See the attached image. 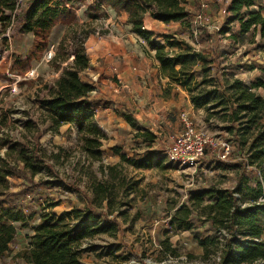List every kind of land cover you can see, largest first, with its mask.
Returning <instances> with one entry per match:
<instances>
[{
	"label": "rangeland",
	"instance_id": "obj_1",
	"mask_svg": "<svg viewBox=\"0 0 264 264\" xmlns=\"http://www.w3.org/2000/svg\"><path fill=\"white\" fill-rule=\"evenodd\" d=\"M59 1L66 4V0ZM93 1L73 0L66 5L73 8L78 23L87 22L90 28L94 29L92 36L94 40H99L105 37L109 29L104 27L102 18H95L99 17L98 12L89 9ZM213 1H216L217 8L210 9L209 21H200L192 17L187 23L179 22V25H158L156 32L158 36L160 34L159 40L166 46L161 35H166L165 33L175 35L174 39L187 42L195 50L203 51L210 58L216 56V63L208 64L209 77L218 76L221 80L237 78L248 86L259 79L264 80L262 72L264 36L260 35V28L253 27L241 35L238 23L236 21L230 23L228 20L230 15L226 11V6L229 0H211ZM258 8L259 5H255L251 9ZM100 15L106 16L104 10ZM112 21L115 27L118 25L124 36L133 34L138 37L132 31L131 25L120 15L118 18L115 15ZM19 26L20 21L16 20L2 34L7 39V45L1 47L0 53V141L22 139L26 120L35 121L39 116L37 96L42 98L46 93L45 87L52 86L59 75V71L49 64L51 58L48 59L47 54L55 52L65 25L58 23L54 26L48 36L46 50L39 59L30 61L29 68L24 69V73L23 70L18 71V68H22L18 63L12 66V62L15 57L22 61L27 56L33 35L21 34L18 32ZM222 29L228 31L222 33ZM142 45L146 50L143 53L148 55L154 53L143 41ZM166 49L171 50L167 46ZM110 55L117 58L118 53L110 52ZM97 61L93 57L89 67L80 73V77L96 86L95 92L90 95L94 104L101 102L103 105H110L108 101H111L115 93L109 90L108 82L114 81L111 77L113 74L109 72L110 76L108 74L105 76L98 73ZM195 70V76L199 81L202 77L201 64ZM168 82V78L167 82L158 80V85H155L156 90L151 94L152 100L147 105L146 112L150 113L149 117L142 115V118L136 119L133 111L130 112L123 107L120 109L129 112L127 116L135 119L140 131L153 133L154 141L145 142L142 138H135L137 127L133 128L134 132L131 128L121 129L120 123L111 117L118 115V112L110 108L108 113L112 128L106 131L101 128L107 136L100 147V161H92L84 154L77 134L70 124L61 126L59 132L53 135L46 130V124L37 122V127L41 131L39 138L41 147L48 153L58 152L61 156L59 159H45L46 163L52 165V170L42 168L41 173L36 175L33 181L40 178L56 181L57 184L62 181L67 190L42 188L40 194L36 193L33 196L28 194L25 198L13 202L12 207L20 208L26 216L27 225L14 223L16 238L0 258V264H27L16 257V253L29 243V237L33 234L32 227L39 221L40 205L44 207L46 205L45 199H50L56 206L48 210L45 208L43 211L56 216L69 213L72 208L84 209L91 198L88 178L90 176H95L97 180L108 179L116 185L114 210L103 202L102 208L94 214L98 215L101 210L108 214L112 213L108 217L115 216L119 225L118 230L112 233H100L84 239L77 249L80 264H137L138 260H142L144 264L217 263L225 229L219 224H215V227L212 225L207 205L214 201L207 191L226 190L236 185L235 177L239 170L226 164L239 160L244 152L237 150L232 144L229 160H226L220 156L222 150L217 146L214 150L207 149L205 152L207 154L204 153L195 168H180L169 163L165 151L172 143L173 137L183 127L181 115L191 119L195 127L204 131L213 142L232 139V136L227 128L228 122L221 119L220 115L207 118L206 110L194 108L187 92L181 86L171 84L169 87ZM255 93L263 97L264 87L256 89ZM103 114H105L103 111H98L95 116L97 123ZM114 146H119L121 153L128 159L139 160L152 156L151 167L137 168L132 164L120 162L119 156L112 151ZM5 149L6 147L0 146V157L3 156ZM100 165L117 166L116 171L120 174L116 179H110L106 176V170L104 174L100 172ZM18 167L21 168V164ZM8 183L9 198H14L15 194L28 184L19 170H16L14 177L8 179ZM252 187V182L241 181L242 193L247 196H251L248 195L247 189ZM185 210L189 211L186 217L182 215V211ZM204 240H208L212 251L208 258L203 256V247L200 245V241ZM261 240L264 241V233ZM164 242H167L174 252L166 251L162 244Z\"/></svg>",
	"mask_w": 264,
	"mask_h": 264
},
{
	"label": "trees",
	"instance_id": "obj_2",
	"mask_svg": "<svg viewBox=\"0 0 264 264\" xmlns=\"http://www.w3.org/2000/svg\"><path fill=\"white\" fill-rule=\"evenodd\" d=\"M83 1V0H79ZM97 5L112 9L116 14L127 13V22L138 37L154 51L158 61L160 75L168 78V86L179 85L187 92L194 108H204L207 118L220 115L228 122V131L237 150L244 152L239 160L226 164L239 170L235 177L236 185L226 190H208L207 194L213 203L207 205L212 225L225 229L223 244L216 264H264V96L255 90L264 87V80H257L250 86L240 79L221 80L216 76L209 77L208 64L216 63V56L210 58L206 53L195 50L185 41H178L171 35H163L166 46L153 39V34L143 26V19L148 14L152 19L163 22H186L192 17L200 21H209L210 9L217 8L216 1L211 0H96ZM73 0H66V4ZM59 0H0V53L1 47L7 45V39L2 36L7 27L16 20L20 21L18 32L33 35L32 45L27 56L22 60L14 58L12 66L18 63L24 73L29 68L31 60L39 59L48 45V36L58 23L65 25L64 33L57 43L49 64L53 65L59 75L50 87H45L42 98L37 96L39 116L35 121L26 120L25 133L20 140L0 141L1 147H6L0 157V258L8 251L9 245L16 238L14 223L27 225L26 216L20 208L12 204L15 200L25 198V195L40 194L42 188L66 191L62 181H47L33 178L41 173L42 168L52 170V165L45 162L47 158L59 159L60 153H48L41 147L39 138L41 131L37 127L40 121L46 124V130L57 134L59 128L70 124L74 128L80 148L92 161H100V147L106 135L95 121L93 102L90 95L96 86L81 79L80 73L90 65L86 53L85 42L94 29L85 23H78L73 8ZM259 5L257 10L251 9ZM264 0H229L226 11L229 22L238 23L239 33H247L253 27L260 28L264 36ZM90 6L89 9L98 12ZM99 11L97 14L101 18ZM106 14V13H105ZM94 16V15H93ZM205 18V19H204ZM191 24L189 23V27ZM222 29L221 32H227ZM64 64V65H62ZM201 64L202 77L198 81L195 68ZM217 70V67H215ZM263 76H264V70ZM218 109L217 111H213ZM127 123L132 128H138L135 138L145 142H153L155 135L149 131H140L135 120L126 116ZM7 138V137H6ZM61 152V149H59ZM118 155L120 162H126L137 168H150L152 156L139 160L128 159L120 151L119 146L112 149ZM206 152V151H205ZM207 154V153H205ZM12 162V164H11ZM21 164V168L18 165ZM117 166H99V170L110 179H116L119 172ZM16 170L28 184L9 198L8 179L14 177ZM86 173V170H85ZM84 173V174H85ZM90 179L89 190L91 198L84 209L72 208L69 213L56 216L51 212L56 203L45 199L46 205H40V217L32 227L33 234L29 243L16 253V257L27 264H80L78 247L84 239H89L100 233H112L118 230L115 216L109 218L105 211L94 212L102 208L103 202L114 210L113 200L117 194L116 185L108 179ZM241 181L252 182L253 187L248 195L242 193ZM57 184V185H56ZM260 197L262 200H260ZM9 201L10 203H5ZM188 210L182 211L184 217ZM164 249L174 252L167 242L162 243ZM203 256L208 258L212 252L208 240L200 241ZM137 264H144L138 260Z\"/></svg>",
	"mask_w": 264,
	"mask_h": 264
},
{
	"label": "crops",
	"instance_id": "obj_3",
	"mask_svg": "<svg viewBox=\"0 0 264 264\" xmlns=\"http://www.w3.org/2000/svg\"><path fill=\"white\" fill-rule=\"evenodd\" d=\"M94 1L91 3L92 9L96 8L98 12L104 10L106 13L105 17H101V20L104 27L109 29V32L105 34L104 38H100L99 40H94V37L90 34L85 42L86 53L90 58V63L93 57L98 60V73L109 75L110 72L113 74L111 77L114 81H109L108 83L110 86L109 90L115 94H113V97L110 99L111 101L107 100L110 102L111 106L106 104L103 105L101 102L99 104L93 103V112L95 116L98 114L99 110L105 113L102 117L98 116L100 121L97 123L104 131L112 128L110 126V115L108 113L110 108L118 112V115L111 117L120 123L119 126L121 129L125 130L131 128L133 131V128L126 121V116L129 112L125 110L121 111L120 109L123 107L129 109L130 112L133 111L136 119L142 118V115L149 117L150 113L146 111H148V103L152 100V91L156 90L155 85H158V80L160 82H167V78H162V75H160L158 71L159 63L154 58V53H150V55L143 53V51L146 50L139 37L133 34L128 37L127 35L124 36V33L119 30L118 25L115 27L112 21L115 15H117V18L120 15L127 23V13L116 14L112 9L97 5V1ZM172 24L179 25V22L165 24L152 19L148 14H146L143 19L144 28L153 34L154 40L159 42H161L159 40L160 34L158 36L156 26H170ZM173 37H175V35H173ZM110 52H114L115 54L118 53L117 58H113ZM113 130H115V128H113Z\"/></svg>",
	"mask_w": 264,
	"mask_h": 264
},
{
	"label": "built area",
	"instance_id": "obj_4",
	"mask_svg": "<svg viewBox=\"0 0 264 264\" xmlns=\"http://www.w3.org/2000/svg\"><path fill=\"white\" fill-rule=\"evenodd\" d=\"M52 54V52L47 54L48 59ZM181 122L183 124L181 131L173 137L172 143L165 151V157L169 163L180 168H195L205 151L207 149L214 150L217 146L222 150L220 156L229 160L232 145L228 139L213 142L204 131L198 130L193 121L185 115H181Z\"/></svg>",
	"mask_w": 264,
	"mask_h": 264
}]
</instances>
